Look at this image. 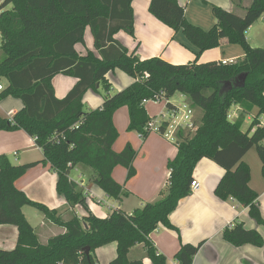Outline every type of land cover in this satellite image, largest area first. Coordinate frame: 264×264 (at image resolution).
I'll use <instances>...</instances> for the list:
<instances>
[{
    "label": "trees",
    "instance_id": "1",
    "mask_svg": "<svg viewBox=\"0 0 264 264\" xmlns=\"http://www.w3.org/2000/svg\"><path fill=\"white\" fill-rule=\"evenodd\" d=\"M132 1L0 0V78L7 80L0 100L13 96L24 105L12 118L0 116V130L22 129L35 138L44 152L42 162L50 164L57 174L58 194L70 206L65 218L57 210L32 200L16 186V181L37 162L14 165L6 155H0V224L18 228L16 247L0 248V264H100L96 250L112 242L117 243V255L110 264H144L142 259L129 257L138 244L144 245L153 264H166V256L158 251L151 234L159 227L179 234L170 216L192 193L194 170L204 158L225 170L215 194L223 200L235 198L249 208L259 224H264L259 194L250 186L251 168L244 160L246 153L255 148L264 175V125L260 119L264 113V47L252 46L246 37L252 24L264 15V0H253L244 15L213 4L217 22L209 30L189 22L178 0H150V12L174 30H182L196 46L197 59L186 64H173L161 57L140 59L136 50L130 53L115 38L120 30L134 35ZM88 26L100 56L90 50L81 56L76 50L77 44L85 42ZM223 38L242 45L244 57L235 62L199 63L201 53L218 47ZM116 69L135 81L111 94L107 74ZM57 74L78 79L64 98L56 96L52 84ZM89 89L103 90L104 102L88 111L83 98ZM162 91L168 99L176 93L185 95L193 108L203 112L195 129L177 133L178 152L168 162L170 176L165 188L156 200L130 213L117 207L106 217L96 215L89 207L86 189L71 178L72 169L77 165L90 168L92 183L110 198L120 200L129 195L113 177V170L124 166L127 181L133 179L138 151L131 143L120 152L113 149L120 137L114 114L127 106L128 130L140 133L145 141L151 133L148 124L152 119L145 103ZM167 104H171L170 100ZM235 105L241 111L231 119ZM256 108L257 115L244 131L247 116ZM26 205L39 209L47 220L66 231L42 243L23 212ZM78 205L89 214L79 216L74 211ZM223 235L236 246L264 243L260 232L247 229L243 222L225 228ZM201 246L202 243H182L176 260L179 264H193Z\"/></svg>",
    "mask_w": 264,
    "mask_h": 264
},
{
    "label": "crops",
    "instance_id": "2",
    "mask_svg": "<svg viewBox=\"0 0 264 264\" xmlns=\"http://www.w3.org/2000/svg\"><path fill=\"white\" fill-rule=\"evenodd\" d=\"M178 1L185 8L187 20L204 30L211 29L217 22L212 8L213 4L244 15L247 7L253 2V0ZM149 5L150 0H133L134 35L120 30L115 34V38L126 46L130 53L136 50V55L140 59L161 57L173 64H186L195 61L197 59L196 51H198L196 46L188 40L182 30L176 31L156 18L150 12ZM250 32H252L251 36ZM246 37L254 47H258L256 45L260 44L256 43L260 41L264 45V15L252 24L246 32ZM76 50L81 56L86 55L89 50L100 56L99 50L95 46L93 32L89 26L85 31V42L77 44ZM244 55L245 50L242 45L230 43L227 38H223L218 47L203 51L198 62H235L243 58ZM107 77L112 84L111 94L123 90L135 81L133 77L120 69L109 72ZM77 81L78 79L71 75L57 74L54 76L52 84L56 96L64 98ZM0 83L6 86L7 80ZM176 95L178 97L175 101L173 98ZM7 100L12 104L9 112L13 111V116L24 106L21 99L13 96L0 100V104L3 106ZM169 100L171 104L189 101L181 93L174 94ZM83 102L88 111L101 107L104 102V91L97 92L89 89L84 95ZM145 106L149 115L156 119L166 111L168 104L149 100ZM233 109L235 115L241 111V107L238 105H235ZM257 113L258 109L256 108L247 116L246 121L251 122ZM12 115L9 116L7 112H3L1 116L12 118ZM260 119L264 125V113ZM113 121L120 132V137L114 143L113 149L120 152L128 143H131L138 151L134 161L137 174L133 179L127 181L128 170L124 166L118 165L113 170V177L124 185L125 189L129 191V195L123 196L120 200L108 197L103 189L92 183V170L86 166L77 165L70 174L71 178L80 182L86 189V194L90 199L89 207L93 213L100 217H106L113 208L117 207L130 213L146 202L156 200L160 191L165 188L170 176L168 162L178 152L175 142L158 132L151 131L148 138L143 141L140 133L129 131L130 112L127 106H123L115 112ZM0 155H6L14 165L37 162L16 181V186L32 200L46 204L50 209L57 210L59 215L67 218L70 206L56 190L57 174L52 170L50 164L42 162L44 152L33 136L22 129L0 130ZM244 160L250 165V186L259 194V207L264 218L262 161L255 148L246 153ZM74 171H78L77 176L73 174ZM224 172L225 170L213 160L202 159L197 164L193 174L194 180L200 183L199 189L192 191L190 195L183 198L178 208L170 216L173 224L178 227L179 234L165 227H159L151 234V240L158 251L166 256V264H179L175 254L182 243L193 245L202 243L200 250L194 257L193 264H264V243L261 246L252 243L236 246L224 238L225 228L231 227L237 222H243L247 229L259 231L264 239V224H259L251 216L247 206L235 198L223 200L215 194V188ZM95 200L98 203H95ZM26 207L27 205L23 207V212L30 221L25 211ZM74 211L79 216L89 214L80 205L76 206ZM33 216L39 221L43 218L42 225L39 226L40 229L35 227L42 243H46L51 237L66 231L63 227L61 231L53 233V226L57 225L47 220L45 214L42 217L41 215ZM17 240V226L0 224V248L12 250L16 247ZM96 254L100 264H110L117 255V243L112 242L99 247ZM129 257L131 260L142 259L144 264H153L146 254L143 244L134 246Z\"/></svg>",
    "mask_w": 264,
    "mask_h": 264
},
{
    "label": "built area",
    "instance_id": "3",
    "mask_svg": "<svg viewBox=\"0 0 264 264\" xmlns=\"http://www.w3.org/2000/svg\"><path fill=\"white\" fill-rule=\"evenodd\" d=\"M146 74L144 77H147ZM4 89V85L0 83V90ZM156 102L168 103L169 99L162 91L160 95L152 99ZM195 111L191 103L187 100L179 104L168 105L166 111L161 113L156 119H151L148 124V128L151 131L158 132L164 135L169 140L176 142L177 133L179 130L195 129L197 121L195 119ZM200 183L197 180H193L191 183V191L199 189Z\"/></svg>",
    "mask_w": 264,
    "mask_h": 264
},
{
    "label": "rangeland",
    "instance_id": "4",
    "mask_svg": "<svg viewBox=\"0 0 264 264\" xmlns=\"http://www.w3.org/2000/svg\"><path fill=\"white\" fill-rule=\"evenodd\" d=\"M9 8H11L12 6L10 5V6H8ZM261 33V32H260ZM259 33V34H260ZM252 35V32H250V36ZM0 43H1V34H0ZM256 44H260V45H256V46H258V47H264V45H262L263 43L260 41V42H257ZM2 58H3V54H2V52H1V50H0V61L2 60ZM6 79L3 77V78H0V82H4ZM177 95L173 98L175 101L177 100ZM11 102H9V100H7V102H5L4 104H3V106H2V104H0L1 106H0V116L1 115H3V112H7L8 114H9V116H11L12 115V112L13 111H10L9 112V110H11L10 108H11V106H12V104H10ZM156 108H158V106H156ZM231 119H233V118H236V116L239 114H237V115H235L234 114V109L232 108L231 109ZM202 115H203V112H202V110L201 109H196V111H195V119H196V121L198 122V121H200L201 120V117H202ZM12 117H13V115H12ZM9 118H11V117H9ZM250 124H251V122L249 121L248 122V120L245 122V125H244V127H243V130L244 131H247L248 129H249V126H250ZM73 174H75L76 176L78 175V171L76 172V171H74L73 172ZM81 184V183H80ZM95 203H98V201H96L95 200ZM101 204V203H100ZM25 211H26V214L29 216V219H30V223L34 226V227H36L37 229H40V227L39 226H41L42 225V219L39 221L37 218H35L33 215H41V217H42V215L44 214L42 211H40L39 209H37V208H35V207H33V206H30V205H27V207L25 208ZM44 223V222H43ZM54 227V230H53V233H55L56 231H61L62 229H63V227L62 226H59V225H57V226H53ZM53 235V234H52Z\"/></svg>",
    "mask_w": 264,
    "mask_h": 264
},
{
    "label": "water",
    "instance_id": "5",
    "mask_svg": "<svg viewBox=\"0 0 264 264\" xmlns=\"http://www.w3.org/2000/svg\"><path fill=\"white\" fill-rule=\"evenodd\" d=\"M86 250H87V252H89V251H90L89 247H87V249H86Z\"/></svg>",
    "mask_w": 264,
    "mask_h": 264
}]
</instances>
